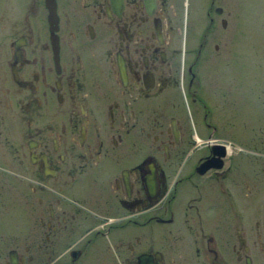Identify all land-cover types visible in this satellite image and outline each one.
<instances>
[{
  "label": "flooded vegetation",
  "instance_id": "flooded-vegetation-1",
  "mask_svg": "<svg viewBox=\"0 0 264 264\" xmlns=\"http://www.w3.org/2000/svg\"><path fill=\"white\" fill-rule=\"evenodd\" d=\"M253 3L0 0V264H264Z\"/></svg>",
  "mask_w": 264,
  "mask_h": 264
},
{
  "label": "rangeland",
  "instance_id": "rangeland-1",
  "mask_svg": "<svg viewBox=\"0 0 264 264\" xmlns=\"http://www.w3.org/2000/svg\"><path fill=\"white\" fill-rule=\"evenodd\" d=\"M241 36H246L245 39L250 42V51L246 50L248 55L246 58H248L247 62L252 71L251 83L259 84L263 80L262 84H264V11L260 7L259 0H254L250 23L245 26ZM242 38L237 37L236 43L240 45Z\"/></svg>",
  "mask_w": 264,
  "mask_h": 264
}]
</instances>
